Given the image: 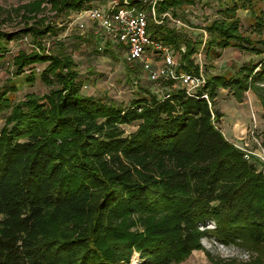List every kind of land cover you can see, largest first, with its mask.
Returning <instances> with one entry per match:
<instances>
[{"label": "trees", "instance_id": "trees-1", "mask_svg": "<svg viewBox=\"0 0 264 264\" xmlns=\"http://www.w3.org/2000/svg\"><path fill=\"white\" fill-rule=\"evenodd\" d=\"M95 1L29 0L16 8L21 29L0 28V60L11 41L31 35L36 49L18 50L13 74L50 88L15 102L17 84L0 87V113L9 111L0 128V264H131L135 251L139 264H178L206 235L255 250L263 263V164L226 137L216 107L221 88L240 101L253 87L264 91L256 84L264 83L258 0H218L221 16L203 27L206 40L182 34L169 18L151 22V36L174 48L184 71L199 72L193 56L201 47L211 60L229 47L261 59L237 75L208 74L194 96L167 81L169 98L149 93L128 106L85 94L73 55L38 40L62 29L39 17L46 7L60 16ZM199 1L160 0L157 10L180 18ZM240 9L254 15L252 33L242 30ZM209 221L215 228L201 229Z\"/></svg>", "mask_w": 264, "mask_h": 264}, {"label": "rangeland", "instance_id": "rangeland-1", "mask_svg": "<svg viewBox=\"0 0 264 264\" xmlns=\"http://www.w3.org/2000/svg\"><path fill=\"white\" fill-rule=\"evenodd\" d=\"M28 1L0 0V28L7 32L21 29L25 21L21 17V13L16 11V8ZM93 4L100 7L104 5L99 0ZM255 4L256 9L262 10L264 13V0H258ZM220 9L218 0H202L195 5H189L179 10L178 14L183 24L175 23L171 19L170 23L171 26H175L182 34L191 37L193 40L202 38L206 40L208 33L203 27L207 22L221 16ZM76 12L58 16L50 6L46 7L44 13H41L39 17H45L47 23L62 29L57 36H45L38 40L43 41L42 43L45 44L49 52L61 50L62 48L58 44L61 43L65 50L73 55L84 82L83 92L85 94L107 98L128 106L133 98L146 96L149 93L162 96L168 91V86L165 87L162 82L155 83L149 80L140 64H129L126 55L119 47L111 44L110 53L100 50L99 46L103 37L95 33L97 25L87 20L86 28H80L78 22L74 20ZM238 16L242 21V30L248 34L252 33L254 15L251 10L240 9ZM35 46L33 37L29 34L24 35L11 41L10 52L0 60V87L8 85L9 82H15L19 88L13 95L15 102L24 99L29 93L43 95L50 89L40 78L34 83H28L25 80V75L14 76L13 74L15 70L12 64L14 55L20 49H36ZM202 48V64L206 76L213 73L235 74L239 64H242L249 56H252V60L255 62L259 61L261 57L235 47H229L226 51H222L220 58L211 60L206 57ZM155 59L157 61L159 57H155ZM231 60L233 62L232 67L230 66ZM44 67L45 64L36 65L37 72L40 73ZM256 84L264 86L263 82ZM250 90L248 91L252 97L254 96V99H251L245 92L242 101H240L229 89H220L216 99V107L223 112L224 120L220 122L221 124L219 123V126L233 143L252 151L254 153L251 155L252 160L256 159L262 162L263 165L259 167H263L264 170V91H256L254 87ZM8 113L9 111L0 113V128L4 125L5 116ZM237 119L240 121L236 122L235 126L239 131L236 129V135L232 136L231 121ZM125 128L126 133H129L137 128V124L128 125ZM215 226V222L209 221L207 227H201V229L212 230ZM201 244L203 246L201 249L193 250L186 260L178 264H258L261 259L255 250L237 243H223L212 235L203 236ZM209 254L214 259L213 261L209 258ZM140 262L139 252L135 251L131 264H139ZM261 262L259 264H264Z\"/></svg>", "mask_w": 264, "mask_h": 264}, {"label": "built area", "instance_id": "built-area-1", "mask_svg": "<svg viewBox=\"0 0 264 264\" xmlns=\"http://www.w3.org/2000/svg\"><path fill=\"white\" fill-rule=\"evenodd\" d=\"M159 1L138 0L134 3L130 0H108L104 7L92 6L77 11L74 20L82 29L86 28L87 20L94 22L97 25L95 33L119 43L125 50L127 61L130 64H140L152 82L173 81L172 87L181 88L188 95L194 96L207 82L202 64L203 51L200 50L193 56L199 64V72H187L183 70L181 57L176 55L174 48L151 36V22L162 24L164 19L169 18L175 23L183 24L181 18L174 17L170 12L159 13ZM99 49L103 50L104 46L100 45ZM182 51H185L184 47ZM155 57H159L162 63L156 65ZM169 96L170 91L162 95L163 98ZM203 97L209 100L208 94H203ZM209 103L211 104L210 100ZM240 148L247 158L254 154L247 148Z\"/></svg>", "mask_w": 264, "mask_h": 264}, {"label": "crops", "instance_id": "crops-1", "mask_svg": "<svg viewBox=\"0 0 264 264\" xmlns=\"http://www.w3.org/2000/svg\"><path fill=\"white\" fill-rule=\"evenodd\" d=\"M100 1H102L103 3H104V5H103V7L106 5V3L108 2V0H100ZM108 43H110V45L111 44H114V46L115 47H119V49L125 54V50L123 49V47L119 44V43H117V42H115V41H113V40H111V39H109L108 37H103V41L101 42V45H103L104 46V49L107 47V46H109L110 47V45H108ZM227 49V48H226ZM226 49H224V51H226ZM238 49V48H237ZM243 51V50H242ZM244 52H246V51H244ZM246 53H249V52H246ZM126 55V54H125ZM253 55H255V54H253ZM255 56H257V55H255ZM260 59H261V57H260ZM255 62V60H252V56H249V58H247V60H245V61H243V63L242 64H239V66H238V71L235 73V74H232V75H237L238 73H239V71L241 70V68H242V66L244 65V64H248V63H254ZM162 63V60H160V59H158L157 61H156V65L157 64H161ZM233 62H232V60L230 61V66L232 67L233 66V64H232ZM259 69V68H258ZM217 74H224V73H217ZM222 89H225V88H222ZM251 91V90H250ZM250 91H247L246 92V95H248L251 99H254V96L252 97L251 95H250ZM223 120H224V116L222 117V119H221V121L223 122ZM220 121V122H221ZM240 120L239 119H237V120H233V121H231L232 122V136H234V135H236V129H238V128H236V126H235V124H236V122H239ZM221 124V123H220ZM238 131H239V129H238Z\"/></svg>", "mask_w": 264, "mask_h": 264}]
</instances>
